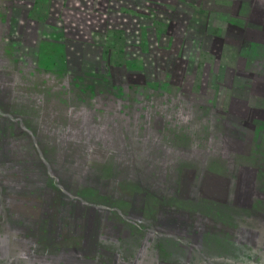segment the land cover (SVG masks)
Here are the masks:
<instances>
[{"label":"crops","instance_id":"0c3cea01","mask_svg":"<svg viewBox=\"0 0 264 264\" xmlns=\"http://www.w3.org/2000/svg\"><path fill=\"white\" fill-rule=\"evenodd\" d=\"M4 10L5 264H264V0Z\"/></svg>","mask_w":264,"mask_h":264},{"label":"rangeland","instance_id":"374dc122","mask_svg":"<svg viewBox=\"0 0 264 264\" xmlns=\"http://www.w3.org/2000/svg\"><path fill=\"white\" fill-rule=\"evenodd\" d=\"M8 2V0H0V33L2 31V19L4 16V8L5 4ZM187 21V16L185 14H176L174 18V23L172 25L171 31L174 34L176 38H179L183 40L182 37V28L186 24ZM199 39V34L196 32H190L186 34L185 36V42L184 44L181 45V47L178 48V53H181L183 55H186L187 58H189V61L192 59L196 49H195V43ZM204 47V46H203ZM194 48V49H193ZM168 55V54H166ZM168 60V59H166ZM171 67L176 71V76L178 80H181L182 77L185 76V70L191 68V65L188 62L187 64L184 61H176L172 59L170 60ZM102 101L106 102V98L102 97ZM0 264H5L1 259H0Z\"/></svg>","mask_w":264,"mask_h":264}]
</instances>
